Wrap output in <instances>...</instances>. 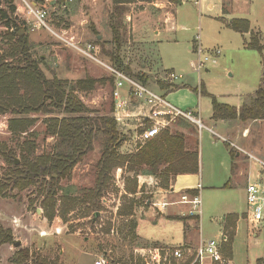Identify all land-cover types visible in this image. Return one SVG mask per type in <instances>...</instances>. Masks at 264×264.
<instances>
[{"label": "rangeland", "instance_id": "374dc122", "mask_svg": "<svg viewBox=\"0 0 264 264\" xmlns=\"http://www.w3.org/2000/svg\"><path fill=\"white\" fill-rule=\"evenodd\" d=\"M36 1L0 0L1 53L10 47L9 35L27 36L34 58L44 59L45 62L41 63V67L48 78L57 77L68 81L71 85L87 78L98 80L99 84L93 91L77 93L82 102L93 111L94 118L114 116L113 87L109 82V74L95 62L68 47L65 42L59 41L49 30L35 28L36 19L28 13L29 4L45 9L51 29L63 35L66 31V38H74L75 43L83 46L88 44L96 46L99 55L105 58L107 57L105 53L115 52L119 57L120 65L122 64L128 73L144 74L145 67L147 69L145 75L149 79H158L160 83L161 81L163 83L165 78L167 83L163 84L171 88V91L183 86L179 91L168 95L167 101L182 111L195 112L204 125L215 127L214 132L220 136L228 137L227 131L231 130L233 125H215L211 122L209 119L211 100L194 92V89L200 88L203 84L208 93L223 103H240L244 96L247 98V103H250L255 92L264 85V52L262 55L246 48V42L252 41L251 34L243 35L228 27L232 20H246L250 23L253 33L260 34L264 45V0H182V2L181 0H155L157 6H171L170 11H172L171 8L176 7V12L174 23L171 22L159 36L160 42L155 40L154 29L158 26H151L153 29L150 30L148 38L151 43L142 41L143 34L149 23L159 16L161 10L151 7L155 6L153 2L127 5L118 20L122 41L120 55L115 49L111 24V16L115 12L112 0H44L43 4H38ZM209 4H213V7L209 8ZM5 16L7 18H4ZM9 22L11 26L7 25ZM99 37L103 47L96 45ZM154 40L155 44L152 43ZM195 40L206 50H221V54L215 58L216 63H210L208 68L200 74L193 72L190 66V63L197 59L189 49ZM108 59L111 58L108 57ZM169 71L185 75V78L178 84H172L169 82ZM148 84L151 86L150 82ZM157 87L162 88V86ZM154 89L157 92L160 91L157 88ZM54 116L63 118L64 115L56 113ZM54 116L31 115L38 120L36 127L32 130L38 135L37 155L51 152L56 145L55 138L47 137L45 124ZM10 118V115L0 117V142H7L10 148L15 149V160L20 164L19 145L21 146L26 135L14 137L9 132ZM138 124L136 121H127L118 126L125 137L119 150L121 154H134L146 144L137 140L141 130ZM186 127V131L194 135L195 131L197 132L192 125ZM177 131L176 127L172 129L173 133ZM197 133L200 174L204 180L205 189L215 177L222 183L224 178L226 180L227 167L232 159L227 144L233 151L240 152L244 158L250 159L242 152L244 148L236 144L239 142L224 143L207 129ZM259 136L261 139L264 138V128ZM106 140L107 137L104 134L96 137L93 151L77 164L70 179L60 181L62 191H59V196L67 193L72 198L82 199L88 190L95 187L97 164L101 160ZM231 144H236L242 151L233 148ZM222 160L223 164H221ZM261 160L264 161V159ZM243 162V165L255 176L260 169L258 164L254 160H248V162L243 160ZM6 169L7 164L0 157V175H4ZM112 176L114 186L104 196L101 203L102 209L93 224L91 223L93 215H89L86 207L82 205L74 208L66 220L57 216L50 222L45 218L41 205L44 198L37 194L35 188L22 192L13 191L11 197L0 195V225L13 232L14 240L12 244L1 247L0 264H15L13 259L21 250L26 249L30 251L32 261L30 259L20 264H33L38 258L48 259L58 264H95V261L104 256L111 264H133L140 258L141 249L151 245L150 241L140 237L139 233L141 236L153 238L154 235L159 236L161 233L167 234L173 231L171 245H179L184 238L182 223L160 229V226H154L149 222L141 225L138 233L139 224H142L149 216L153 199L151 193L157 188H164L161 179L153 176L152 184L142 179L144 183L141 186L139 182L138 194L131 195L126 193V185L128 179L134 178V174L117 169ZM251 177L249 183H255V177ZM138 180L140 181L139 178ZM261 184L264 187V182ZM232 203L241 214L239 233L234 243V264H257L258 259H264V221L254 229L249 221L243 219L244 213L249 209L239 188H222L216 192L204 193L202 226L212 229L216 224L211 223L210 218L220 217ZM131 206H134L132 216L120 215L121 211ZM133 225L137 226L136 229ZM17 243L20 245L16 246ZM185 254L190 256L189 252Z\"/></svg>", "mask_w": 264, "mask_h": 264}, {"label": "trees", "instance_id": "16d2710c", "mask_svg": "<svg viewBox=\"0 0 264 264\" xmlns=\"http://www.w3.org/2000/svg\"><path fill=\"white\" fill-rule=\"evenodd\" d=\"M154 1L112 0L115 12L111 16V24L115 49L120 51L122 46L118 20L119 16L123 15L125 6L137 2L152 3ZM36 2L43 4L44 0ZM7 25L11 26L10 22ZM228 27L243 35L251 34L252 41L246 42V48L263 55L264 45L260 34L253 33L248 21L232 20ZM9 39L11 43L9 49L3 53L0 50V117L10 115L9 132L14 137L26 135V138L21 142V146L19 145L20 164H17L15 160V149L10 148L7 142H0V157L7 164L4 175H0L1 196L11 197L13 191L22 192L35 188L37 194L44 198L41 205L45 218L50 222L57 216L66 220L74 208L82 205L86 207L89 215H93L91 220L93 224L102 209L101 203L104 196L114 186L112 175L117 169L134 174V178L128 179L126 185V193L131 195L138 194V178L142 175L158 177L164 188L168 189L171 180L176 176L199 173V153L187 151L185 135L179 132L173 133L170 129L146 142L136 153L121 154L119 150L125 137L118 129L114 116L94 118L93 111L77 95L78 92L93 91L99 81L87 78L71 85L68 81L57 77L48 78L41 67V63L43 64L45 61L42 57L40 60L34 58L28 37L12 34L9 35ZM101 42V40L97 41L96 45L103 47ZM105 55L123 69L115 52H107ZM125 72L146 85L151 82V79L145 74L132 75ZM109 82L113 87L114 80L110 78ZM194 92L211 100L213 119L215 120L264 121V85L254 95L252 103L244 105L240 110L221 103L217 97L208 93L203 84L200 88H195ZM56 113H62L63 118L54 116ZM33 114L54 116L45 122L47 137L56 139V145L49 153L36 154L38 135L32 130L36 127L38 120L31 117ZM99 134H104L107 140L101 160L97 164L95 187L88 190L82 199L72 198L67 193L64 196H59V191H62L60 181L70 179L77 164L93 151L94 141ZM133 210L134 206H131L125 211H121L120 215L132 216ZM237 220L238 215L233 214L227 217L225 232L228 240L222 251L229 258L233 254ZM136 227L133 225V228L136 229ZM13 241V232L0 225V249L5 244H12ZM30 259V251L26 249L21 250L13 262L20 264ZM193 261L194 256H190L179 264H192ZM33 264L58 263L38 258ZM257 264H264V260H258Z\"/></svg>", "mask_w": 264, "mask_h": 264}, {"label": "crops", "instance_id": "0c3cea01", "mask_svg": "<svg viewBox=\"0 0 264 264\" xmlns=\"http://www.w3.org/2000/svg\"><path fill=\"white\" fill-rule=\"evenodd\" d=\"M181 2H182V0H181ZM152 4L155 6H151V7H155L157 9L161 10V12L159 13V16L155 20H153V22L149 23L148 28L145 29V33L143 34L144 37H143L142 41L147 42V43H151V41L149 42L148 38L150 37V30L153 29V27H151V26H154V25L158 26V28L154 29L155 35H156L155 40H157V42H160V40L158 39L159 36L162 34L164 29H166L167 26L171 22L174 21V19H175L174 15L176 12V7H174L173 9L171 8L172 11H170L169 8L171 6H157L158 4H156L155 2H153ZM181 4H183V3H181ZM208 7L209 8L213 7V4H209ZM69 31H70V29H69ZM98 40L100 41L101 38L99 37ZM155 40L152 41L153 44H155ZM199 44L200 43H198L197 40H195V43L192 45V47H189L190 51L194 55H195L196 48ZM119 55H120V51H119ZM98 56L100 59L104 60L105 62H110V63L115 64L116 66H119L115 62L111 61V59H108V57H106V58L102 57L99 55V53H98ZM122 66L123 65L121 64V67ZM190 66H191V63H190ZM122 68H123V70L125 69L124 67H122ZM170 72L176 73L175 71H169L168 73L170 74ZM143 73L144 74L147 73V69L145 67L143 69ZM183 76L185 78V75H183ZM159 81L160 80H158V79H151V82H150L151 86L149 84H147V86L149 88H151L153 91H155L156 93H158L164 97H167L168 95L174 93V91L176 92V91H179L180 89L183 88V86H182L179 89H175L174 91H171L170 90L171 88H168V86L164 85L165 84L164 82H166L165 78L163 79L164 84L162 83V81H161V83ZM157 86H159V87L162 86V88L159 89ZM154 88H157L160 91L157 92ZM256 92H255V94H256ZM123 95L128 96V90H124ZM246 99L247 98H245V96H244V99L242 98L240 100V103L233 102V103H229V104L223 103L219 99L218 100L223 104L232 106V107L240 110L244 105H250L252 103V102L247 103ZM190 112H192L196 118H199L195 115V112H193V111H190ZM114 114H115V106H114L113 115ZM139 114H140V107H137V102H133V108L129 109L130 118L125 119L124 122L127 123V121L128 122L129 121H131V122L136 121L138 123L137 116ZM145 114L146 115L148 114V110L145 112ZM209 119L211 122L215 123V125H224V126L233 125L231 127V130L227 131L228 137H223V136H221V137L228 139L229 141H232L235 143L239 142L236 144L243 147L244 151L246 150L247 152H249V154L255 156L259 160L264 159V138L261 139V136H259V133H261L262 129L264 128V121L242 122L239 119L231 120V121L215 120V119H213L212 102H211V114H210ZM189 125L194 126L197 129V132H200L195 123H193L187 119H184V118L177 119L176 122H174L170 126L169 129L172 131V129L176 127L178 130L177 132L183 133L186 137V149H187V151H190V152L197 151L199 153V151L197 149L198 133L195 131V135H194L191 132L186 131V128H187L186 126H189ZM205 126L208 128L207 130L209 133H211L209 131V129L214 131L213 128H215V127H209L207 125H205ZM216 134H218V133H216ZM212 135H214V134H212ZM214 136H216V135H214ZM216 137H218V136H216ZM219 139H221V138H219ZM224 143H226V142H224ZM227 148H228V152L230 153L229 155L232 156V159L230 160V164L227 167L226 176L228 178L226 177V180L224 178V183H222V181L218 180V178L215 177L212 179V181H210V184L208 185L209 187H207L205 189V184L203 183L204 180L202 178V175L200 174V159H199V173L178 175L171 180L170 187L168 189H166V188L158 189L157 188L154 192L151 193L153 195V199H152V206L149 208V213H148L149 216L146 220L143 221L142 224H139L138 233H139V230L141 228V225H144V224L149 223V222H151L154 226H160V229H163L164 227L166 228V226H168V225L173 226V225H176L177 223H182L183 224L182 232H183L184 238L180 241L179 245L173 246V245H171L172 234L174 233L173 231H170L167 234L161 233L159 236H158V234L154 235L153 238H151V237L147 238V237L141 236V234L139 233L140 237L146 239L147 241H150V244H151V245H149L150 247L143 248L141 250H147V249H152V248H181L184 250L186 249V252H189L191 254V253H194V251L201 245V243L206 242L208 240H212V239L217 240V241H224L222 244V248H223L224 244L228 240L227 234L225 232L227 217L229 215H233V214L238 215V220L236 221V237L238 236L239 223L241 221V216H240L241 214L239 213V211H237L235 204H233V203L230 204L228 206L227 211L222 213L220 215V217L213 216L210 218V222L213 223L214 225L215 224L217 225V226L212 225L213 226L212 229L210 227L206 228L205 226H202V217L201 216L200 217H194V218L189 217L188 216L189 206L178 204V201L180 200V196L184 193L199 194L201 197V200H202L203 195H204V193H206V191L216 192L222 188L231 189L234 187H237V188H239V190L242 191L243 200H244L245 204L247 203L246 188L249 184V180H250L252 172L250 171L249 168H247L246 166L243 165V163H244L243 160L248 162V160L250 161V159L244 158V156L242 154H240V152L238 153V152L233 151L230 148L229 144H227ZM232 151H233V154H231ZM199 158H200V154H199ZM223 162L224 161L222 160L221 164H223ZM254 167H256L255 164H254ZM254 177L256 179L255 182H259V183L264 182V171L260 168L257 171L255 176L252 174L251 178H254ZM139 179H140L139 182H140L141 186L144 183V182H142V179H146L148 181V183H150V182H151V184L153 183V176H148V175L139 176ZM247 181H248V184H246ZM199 186H201L200 190H198ZM164 203H167L168 205L163 209L161 205ZM158 206H160L162 208V210L158 209ZM156 211H157V213H156ZM243 217H244L243 219H246L248 221L247 212L244 213ZM236 237H235V239H236ZM234 243H235V240H234ZM234 243H233L232 257L231 258L227 257L231 262L230 264H234ZM224 256H225V254H224ZM188 258H190V256H188ZM258 260H260V259H258Z\"/></svg>", "mask_w": 264, "mask_h": 264}, {"label": "built area", "instance_id": "2783aa9c", "mask_svg": "<svg viewBox=\"0 0 264 264\" xmlns=\"http://www.w3.org/2000/svg\"><path fill=\"white\" fill-rule=\"evenodd\" d=\"M27 8L29 15L36 19L35 28L49 30L59 41L65 42L68 47L75 50L78 54L102 67L109 74V77L114 80L112 92L115 106L114 118L118 125L125 124L124 120L130 118L129 109L133 108V102H137V107H140V114L137 116L138 128L141 129L137 135L139 142L146 143L153 140L163 131L169 129L179 118H184L195 123L199 131L208 129L201 119L196 118L192 112H185L174 107L167 101L166 97L153 91L141 80L130 76L125 70L115 64L100 59L96 46L91 44L83 46L80 43H75L74 38L68 39L65 37L66 31L64 32L65 35H63L51 29L48 24V13L45 9H40L35 4H29ZM220 54L221 50H206L199 44L195 51L197 59L191 62L193 71L200 74L208 68L210 63H214L215 58ZM183 79L184 76L181 74H169V82L172 84H178ZM124 90H128V96L123 95ZM147 110L148 114L146 115L145 112ZM209 131L224 142L229 143L228 139L222 138L211 129ZM231 146L242 151L236 144H231ZM242 152L250 160H254L259 168L264 171V161L244 151ZM200 189L201 186L198 187V190ZM246 200L249 209L247 219L254 229H256L264 221V187L261 183L248 184L246 188ZM178 204L189 206L188 216L191 218L202 215V200L199 194L184 193L180 196ZM167 205V203H164L161 206L164 209ZM162 208L158 206V209L162 210ZM223 242L212 239L201 243L194 253L190 254V256H194L192 264H230V260L224 256L222 251ZM185 253H187L186 249L181 248L141 250L139 252L140 258L136 259L133 264H173L174 262L178 264L188 259ZM95 264H111V262L104 256L95 261Z\"/></svg>", "mask_w": 264, "mask_h": 264}, {"label": "water", "instance_id": "95a60500", "mask_svg": "<svg viewBox=\"0 0 264 264\" xmlns=\"http://www.w3.org/2000/svg\"><path fill=\"white\" fill-rule=\"evenodd\" d=\"M16 162H17V164L19 163L18 161H16ZM19 245H20V243H17V244H16V246H19Z\"/></svg>", "mask_w": 264, "mask_h": 264}]
</instances>
